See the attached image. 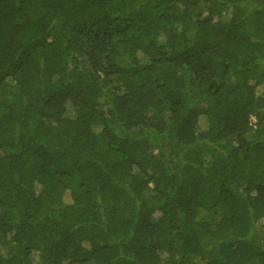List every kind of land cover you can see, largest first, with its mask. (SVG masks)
<instances>
[{"label":"trees","instance_id":"1","mask_svg":"<svg viewBox=\"0 0 264 264\" xmlns=\"http://www.w3.org/2000/svg\"><path fill=\"white\" fill-rule=\"evenodd\" d=\"M257 227L264 0H0V264H264Z\"/></svg>","mask_w":264,"mask_h":264},{"label":"rangeland","instance_id":"2","mask_svg":"<svg viewBox=\"0 0 264 264\" xmlns=\"http://www.w3.org/2000/svg\"><path fill=\"white\" fill-rule=\"evenodd\" d=\"M252 120H253V119H252ZM256 232L261 233V234H263V236H264V231H263L261 228L257 227V228H256Z\"/></svg>","mask_w":264,"mask_h":264}]
</instances>
